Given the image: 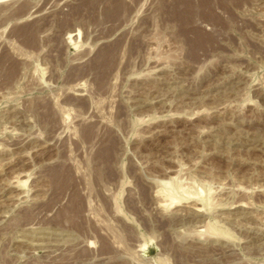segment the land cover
I'll return each instance as SVG.
<instances>
[{
  "label": "rangeland",
  "instance_id": "obj_1",
  "mask_svg": "<svg viewBox=\"0 0 264 264\" xmlns=\"http://www.w3.org/2000/svg\"><path fill=\"white\" fill-rule=\"evenodd\" d=\"M225 1L0 0V264H264V0Z\"/></svg>",
  "mask_w": 264,
  "mask_h": 264
},
{
  "label": "bare ground",
  "instance_id": "obj_2",
  "mask_svg": "<svg viewBox=\"0 0 264 264\" xmlns=\"http://www.w3.org/2000/svg\"><path fill=\"white\" fill-rule=\"evenodd\" d=\"M181 1V0H180ZM225 1V0H224ZM109 2V1H108ZM122 2V1H121ZM178 2V1H177ZM226 2V1H225ZM113 3V2H112ZM83 4V3H82ZM111 4V3H110ZM122 4V3H121ZM195 4V3H194ZM115 5H117V4H115ZM169 6V5H168ZM187 6V5H186ZM231 6V5H230ZM93 7V6H92ZM117 7V6H116ZM125 7V6H124ZM198 9V8H197ZM89 10V9H88ZM225 11V10H224ZM105 12V11H104ZM202 12V11H201ZM106 13V12H105ZM113 13V12H112ZM189 13H190V11H189ZM115 14V13H114ZM170 14V13H169ZM227 14V13H226ZM172 15V14H171ZM179 18V17H178ZM229 18V17H228ZM115 49H117V48H115ZM107 51V50H106ZM113 54V53H112ZM105 55V54H104ZM109 55V54H108ZM110 56V55H109ZM101 59V58H100ZM112 59V58H111ZM105 60V59H104ZM71 91V90H70ZM76 95V94H75ZM70 177V176H69ZM17 180V179H16ZM183 181V180H182ZM54 182V181H53ZM16 183H18V182H16ZM20 183V182H19ZM179 183H180V181H179ZM163 184H164V188H160V190L159 191H157V197L159 196V197H161L160 199H167L170 203H169V205H173V204H176V203H180V201L181 200H183L184 198H183V196H181L180 194H179V190H177L176 188H169V187H167V185H169V182H166V181H163ZM172 184V183H171ZM182 184V183H181ZM52 185V184H51ZM169 186H172V185H169ZM178 187H180V186H178ZM177 187V188H178ZM181 187H182V185H181ZM181 187H180V189H181ZM189 188V187H188ZM187 188V189H188ZM68 189V188H67ZM177 191H176V190ZM182 189H184V188H182ZM192 188H190V190H191ZM195 189V188H194ZM182 192L183 191H185V190H181ZM187 191V190H186ZM197 191H199V190H197ZM188 192V191H187ZM186 192V193H187ZM191 192V191H190ZM193 192V191H192ZM211 192V191H210ZM184 193V192H183ZM198 193H200V192H198ZM189 194V193H188ZM192 194V193H191ZM190 194V195H191ZM184 195H185V193H184ZM197 196V195H196ZM77 198H78V196H76ZM188 197V196H187ZM75 198V197H74ZM185 200V199H184ZM166 201V200H165ZM204 201V200H203ZM160 203V202H159ZM210 204V203H209ZM240 204V203H239ZM166 205V204H165ZM244 205V204H243ZM74 206V205H73ZM73 206H71V207H73ZM67 207V206H66ZM77 207V206H76ZM80 207V206H79ZM194 207L195 206H193V210H194ZM75 208V207H74ZM74 208H72V209H74ZM168 208V207H167ZM212 208V207H211ZM78 208L77 209H74V210H72L74 213H72V214H75V216H77L78 215ZM81 210V209H80ZM195 210L197 211V212H201V210H200V207H197V205H196V208H195ZM67 211V210H66ZM70 211V210H69ZM69 211H68V213H69ZM70 213H71V211H70ZM77 214V215H76ZM80 214V213H79ZM72 217V216H71ZM209 227V226H208ZM212 229V231H213V227H211V225H210V227L208 228V229ZM216 232V231H215ZM214 233V232H213Z\"/></svg>",
  "mask_w": 264,
  "mask_h": 264
}]
</instances>
